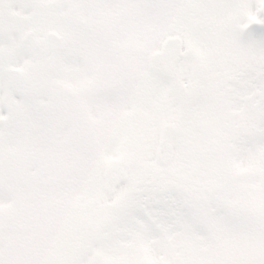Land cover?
<instances>
[{
	"label": "snow or ice",
	"instance_id": "6c2138e0",
	"mask_svg": "<svg viewBox=\"0 0 264 264\" xmlns=\"http://www.w3.org/2000/svg\"><path fill=\"white\" fill-rule=\"evenodd\" d=\"M0 264H264V0H0Z\"/></svg>",
	"mask_w": 264,
	"mask_h": 264
}]
</instances>
